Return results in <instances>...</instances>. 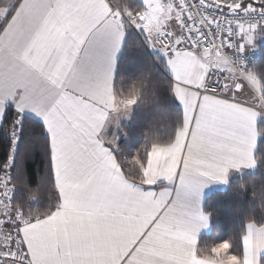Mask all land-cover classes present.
<instances>
[{
	"label": "snow or ice",
	"instance_id": "snow-or-ice-1",
	"mask_svg": "<svg viewBox=\"0 0 264 264\" xmlns=\"http://www.w3.org/2000/svg\"><path fill=\"white\" fill-rule=\"evenodd\" d=\"M262 46L264 0H0V264H264Z\"/></svg>",
	"mask_w": 264,
	"mask_h": 264
},
{
	"label": "trees",
	"instance_id": "trees-1",
	"mask_svg": "<svg viewBox=\"0 0 264 264\" xmlns=\"http://www.w3.org/2000/svg\"><path fill=\"white\" fill-rule=\"evenodd\" d=\"M260 57L256 62L264 61V46L259 48ZM39 162L37 161L33 164V168H38ZM260 179L259 176L256 177ZM236 199V193L233 188L225 187L224 189H218V191L213 193V202L215 206L219 209V217L217 221L218 229L221 232V236L230 234L235 228L236 224L233 219L234 213V200Z\"/></svg>",
	"mask_w": 264,
	"mask_h": 264
},
{
	"label": "built area",
	"instance_id": "built-area-1",
	"mask_svg": "<svg viewBox=\"0 0 264 264\" xmlns=\"http://www.w3.org/2000/svg\"><path fill=\"white\" fill-rule=\"evenodd\" d=\"M260 55H261L260 50L257 49V51H256L255 54H254L253 59H254L255 61H257V60L259 59Z\"/></svg>",
	"mask_w": 264,
	"mask_h": 264
},
{
	"label": "crops",
	"instance_id": "crops-1",
	"mask_svg": "<svg viewBox=\"0 0 264 264\" xmlns=\"http://www.w3.org/2000/svg\"><path fill=\"white\" fill-rule=\"evenodd\" d=\"M225 187H222V188H220V189H224ZM218 191V190H217Z\"/></svg>",
	"mask_w": 264,
	"mask_h": 264
}]
</instances>
